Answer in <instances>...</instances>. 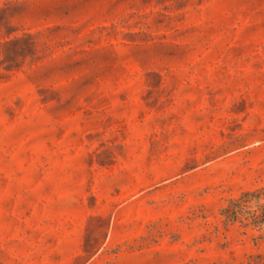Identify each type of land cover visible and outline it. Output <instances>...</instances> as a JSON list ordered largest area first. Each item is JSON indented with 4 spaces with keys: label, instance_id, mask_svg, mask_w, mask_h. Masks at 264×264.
<instances>
[{
    "label": "rangeland",
    "instance_id": "374dc122",
    "mask_svg": "<svg viewBox=\"0 0 264 264\" xmlns=\"http://www.w3.org/2000/svg\"><path fill=\"white\" fill-rule=\"evenodd\" d=\"M0 264H264V0H0Z\"/></svg>",
    "mask_w": 264,
    "mask_h": 264
}]
</instances>
